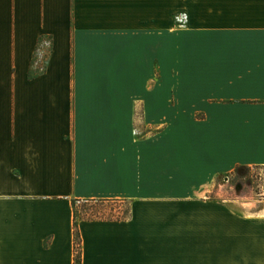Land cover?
Here are the masks:
<instances>
[{"label":"crops","instance_id":"0c3cea01","mask_svg":"<svg viewBox=\"0 0 264 264\" xmlns=\"http://www.w3.org/2000/svg\"><path fill=\"white\" fill-rule=\"evenodd\" d=\"M238 167L264 168V0H0V264H74V200L128 205L79 220L80 264H264Z\"/></svg>","mask_w":264,"mask_h":264},{"label":"rangeland","instance_id":"374dc122","mask_svg":"<svg viewBox=\"0 0 264 264\" xmlns=\"http://www.w3.org/2000/svg\"><path fill=\"white\" fill-rule=\"evenodd\" d=\"M37 57L38 63L42 65L45 61L43 53H38ZM225 178L227 179L219 185L225 194L230 196L250 194L264 200V168H251L246 172L245 170L235 171ZM127 208V203L121 201H79L75 204V216L77 218H118L126 214Z\"/></svg>","mask_w":264,"mask_h":264},{"label":"trees","instance_id":"16d2710c","mask_svg":"<svg viewBox=\"0 0 264 264\" xmlns=\"http://www.w3.org/2000/svg\"><path fill=\"white\" fill-rule=\"evenodd\" d=\"M46 55H47V53H46ZM255 168H257V167H255ZM250 169H251V167H238L234 170V172L239 171V170H245V172H246ZM76 202H79V201L74 200L72 202V208H73V212H74V222H73V243H74V253H75L74 264H80L81 255H80V234H79V230H78V222H79V220H81L83 218H77L75 216V204H76Z\"/></svg>","mask_w":264,"mask_h":264},{"label":"water","instance_id":"95a60500","mask_svg":"<svg viewBox=\"0 0 264 264\" xmlns=\"http://www.w3.org/2000/svg\"><path fill=\"white\" fill-rule=\"evenodd\" d=\"M227 179V178H226Z\"/></svg>","mask_w":264,"mask_h":264}]
</instances>
